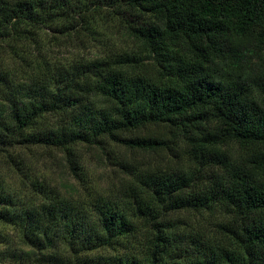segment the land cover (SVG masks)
<instances>
[{
  "label": "trees",
  "instance_id": "16d2710c",
  "mask_svg": "<svg viewBox=\"0 0 264 264\" xmlns=\"http://www.w3.org/2000/svg\"><path fill=\"white\" fill-rule=\"evenodd\" d=\"M109 7L127 16L130 51L42 55L46 30L85 36ZM0 41L1 166L57 150L81 181L78 148L104 143L186 162L167 172L122 155L117 196L81 206L44 177L27 205L0 173V226L25 223L26 264H264V0H0ZM215 205L230 216L213 235L173 244V215Z\"/></svg>",
  "mask_w": 264,
  "mask_h": 264
},
{
  "label": "rangeland",
  "instance_id": "374dc122",
  "mask_svg": "<svg viewBox=\"0 0 264 264\" xmlns=\"http://www.w3.org/2000/svg\"><path fill=\"white\" fill-rule=\"evenodd\" d=\"M93 18H89V31H85V36L82 37L67 38L65 35L46 30L42 55L52 63L67 65L80 59L93 61L98 58H110L131 50L132 41L124 35L127 16H122L118 8H104L102 13ZM0 45L3 43L1 42ZM77 153L85 172L81 181L75 179L67 170L63 155L57 150L27 151L25 161L20 167L7 169L0 165V173L6 180V187L24 202L27 199L30 201L29 204L37 203L40 197L36 195L31 198L25 197L30 192L26 185L35 179L42 181L44 177L45 183L51 188H56L61 197L79 202L81 206L83 201L92 203L101 197L113 199L117 196L120 183L127 175V172L118 165L122 155L134 165L167 172L178 171L186 165V162L181 160V156L178 157L168 150L133 153L126 147L111 143H104L101 147L82 146L78 148ZM208 173L209 171H206L204 174L209 176ZM229 216L230 214L220 205L212 206L210 210L203 212L177 213L172 217L173 221H178L172 242L175 245L185 243L188 247L190 234L204 231L211 236L215 233L216 226ZM25 226L22 221L0 226V233L8 238V242L0 244V264H26L22 258L21 244L24 235L22 230ZM139 245L144 246V241L132 244L133 247Z\"/></svg>",
  "mask_w": 264,
  "mask_h": 264
}]
</instances>
